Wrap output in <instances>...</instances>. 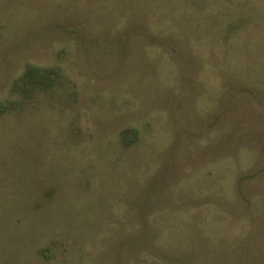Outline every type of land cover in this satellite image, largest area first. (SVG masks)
Instances as JSON below:
<instances>
[{"label": "rangeland", "instance_id": "obj_1", "mask_svg": "<svg viewBox=\"0 0 264 264\" xmlns=\"http://www.w3.org/2000/svg\"><path fill=\"white\" fill-rule=\"evenodd\" d=\"M0 264H264V0H0Z\"/></svg>", "mask_w": 264, "mask_h": 264}, {"label": "trees", "instance_id": "obj_2", "mask_svg": "<svg viewBox=\"0 0 264 264\" xmlns=\"http://www.w3.org/2000/svg\"><path fill=\"white\" fill-rule=\"evenodd\" d=\"M54 84L55 69L28 64L23 74L14 81L12 91L31 95L40 88H50Z\"/></svg>", "mask_w": 264, "mask_h": 264}]
</instances>
